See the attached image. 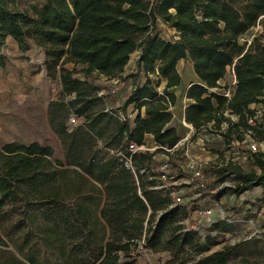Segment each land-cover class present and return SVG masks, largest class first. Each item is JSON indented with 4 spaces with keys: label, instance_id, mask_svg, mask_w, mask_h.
I'll return each mask as SVG.
<instances>
[{
    "label": "trees",
    "instance_id": "obj_1",
    "mask_svg": "<svg viewBox=\"0 0 264 264\" xmlns=\"http://www.w3.org/2000/svg\"><path fill=\"white\" fill-rule=\"evenodd\" d=\"M158 19L178 39L162 37ZM9 38L21 51L39 47L47 76L61 83L49 121L64 156L39 141L0 148V264H138L144 251L167 253L164 264H264V239L211 252L233 226L218 219L211 223L218 234L202 237L186 223L188 204H175L159 187L154 166L157 153L185 136L171 110L182 59L192 61L199 78L185 93L194 138L210 129L228 148L248 133L264 142V0H40L27 10L18 0H0V68ZM134 53L132 90L114 108L90 78L122 76ZM231 66L238 83L227 99L212 89L222 87ZM129 106L135 117L121 120ZM70 114L84 121L69 128ZM148 135L158 148L132 154L129 145L148 144ZM124 157H132V167ZM214 174L231 182L219 193L264 187V150L252 154L248 170L228 162Z\"/></svg>",
    "mask_w": 264,
    "mask_h": 264
},
{
    "label": "rangeland",
    "instance_id": "obj_2",
    "mask_svg": "<svg viewBox=\"0 0 264 264\" xmlns=\"http://www.w3.org/2000/svg\"><path fill=\"white\" fill-rule=\"evenodd\" d=\"M38 2L40 0H18V6L27 10L30 4ZM157 28L162 37L167 40L173 41L179 37L176 30L161 19L157 20ZM258 29H260L259 26L246 37H252ZM1 53L5 57L6 65L0 68V148L14 141L24 144L39 141L45 145H52L57 155L63 158L61 140L52 130L49 121L50 104L62 97V86L59 80L50 79L39 65V62L44 59L42 50L33 44L28 51H21L15 41L9 38L2 47ZM136 58L137 53H134L122 76L108 82L107 79H102L95 74L90 81L101 87L112 102L120 97H126L128 88L130 85L133 86L130 74L136 71ZM65 67L72 69L73 65L67 64ZM177 69L182 76V85L174 89L178 101L172 110L173 124L185 135L182 123V108L187 100L185 93L188 85L199 81V78L195 75L189 58L182 59ZM139 81H144L143 75L139 77ZM230 82L231 75L227 72L220 84L228 86ZM163 86L164 81L161 82L159 90H162ZM112 90H115V93H112ZM251 107L261 108L260 105H251ZM70 116L67 126L72 128ZM201 135L204 137V142H198L195 139L189 142L182 141L169 155L157 153L154 156L156 170L161 169L166 172L169 181L180 189L184 202L191 207L192 213L186 221L187 225L197 229L202 237L209 234L217 235L218 232H211V224L199 222L198 212L212 208L211 215L214 221L224 219L233 226L232 232L220 233L218 240L221 245L213 248L211 252L221 249L224 244H234L242 239H264V187H255L240 196L230 191L219 193L221 188L230 185L231 182H221L214 174L216 166L228 162L236 163L248 170L249 161L243 158L241 153L247 151L251 141L256 142V140L248 138L244 144L235 143L232 150H229L220 132L206 129ZM147 145L154 151L155 145L152 140L148 139ZM259 147L261 151L264 150V142ZM189 160L207 163L204 171L207 186L200 194L189 168ZM212 190L218 193H212ZM168 258L167 253L146 255L143 252L142 257H138V264H164Z\"/></svg>",
    "mask_w": 264,
    "mask_h": 264
},
{
    "label": "built area",
    "instance_id": "obj_3",
    "mask_svg": "<svg viewBox=\"0 0 264 264\" xmlns=\"http://www.w3.org/2000/svg\"><path fill=\"white\" fill-rule=\"evenodd\" d=\"M44 60H45V58L42 61L39 62V65L46 72L45 65H44ZM227 71L231 75V82H230V84L228 86H223V85L220 84L222 86L221 88H213L212 91H214V92L222 95L223 97H225L227 99H230L231 96L233 95V92L235 91L236 85L238 83V79L236 77V74H235V71L233 69V66L228 67ZM112 93H115V90H112ZM103 94H104V92H103V90H101L100 91V96L103 95ZM134 115H135V113L134 114H130L128 112H127V114H123L122 112L119 113V116H120V119L121 120H126V119L132 120L134 118ZM232 118L233 119H236V117H232ZM69 121H70L71 125L75 126V125L81 124L84 121V119L82 117H79V116L75 115V114H72L70 116ZM250 122H252V120H250ZM182 123H183L184 127L187 129V132H186L185 136L173 148H171V149H167L166 148V152L167 153H163V154L169 155L170 153L174 152L178 148L179 144L182 141L189 142V141L195 139L198 142L199 141L200 142L201 141L204 142V137H201V136H203V135H201L202 132L197 137L194 138V135L196 133V130L194 129V127L191 124L187 123L186 120H185V118H183ZM209 126L211 127L212 126V123ZM226 126H227L226 123H224L222 125V130H224L226 128ZM205 130L206 129H204L203 132ZM248 138H253V137L248 133V134H246V138H245L244 141H242V142L237 141L235 143H241V144L243 143L244 144ZM235 143H233L229 147V150L231 148H233V146H234ZM261 144H263V142L251 141L248 144L247 151L241 153V156L243 158L248 159V161H249V159L251 158V156H252L253 153L258 152V151H261L260 150V147H259V145H261ZM129 148H130V151L132 152V154L140 153V152H146V151H152L151 148H148V145L147 144L146 145H140L139 146L137 144L131 143L129 145ZM157 148H158L157 146H154V148H153L154 151ZM124 158H125V164H126V166L132 167V157H124ZM163 167H165V166H163ZM189 168H190V170H191V172L193 174V177L196 180V186H197L198 191H199L198 194H200V192L201 191H204V189L207 186V182H206L207 179H206L205 174H204V171L207 168V163L206 162H202V161H197V160H189ZM156 171L160 173L161 185L159 187L165 188V189H167L170 192L171 197H172L174 203L175 204H187V203L184 202V197L180 193V189L177 186H175L171 181H169L166 172L164 170H161V169L156 170ZM211 192L212 193H215V194L217 193L216 190H212ZM188 207H189V212H190V217H191L192 211H191V207L189 206V204H188ZM212 211H213L212 208H206L203 211H199L198 212L199 215H200L199 222L211 224L214 221L212 219L213 216L211 215ZM144 253L146 255H148L147 252L144 251Z\"/></svg>",
    "mask_w": 264,
    "mask_h": 264
},
{
    "label": "crops",
    "instance_id": "obj_4",
    "mask_svg": "<svg viewBox=\"0 0 264 264\" xmlns=\"http://www.w3.org/2000/svg\"><path fill=\"white\" fill-rule=\"evenodd\" d=\"M138 56H139V53H137V58H138ZM136 58V59H137ZM181 61V60H180ZM179 61V62H180ZM178 62V63H179ZM193 64V63H192ZM194 68V67H193ZM195 75H196V73H195ZM100 77H102V79H107V81L109 82L111 79H108L106 76H104V75H99ZM197 76V75H196ZM198 77V76H197ZM164 84H165V82H164ZM190 85H188V87H189ZM188 87H187V89H188ZM131 90H132V85H130V87L128 88V91H127V93L129 94L130 92H131ZM109 98L110 97H108V102H107V104H112V107H114V108H119V106L121 105V103L123 102V100H124V98H126V97H120L118 100H115L114 102H112L111 100H109ZM122 100V101H121ZM192 102V100H190V99H188L187 98V100H186V102H185V104H184V106H183V108H182V119L185 117V108L187 107V105L189 104V103H191ZM176 106V105H175ZM175 106H173L172 107V109L171 110H173V108H175ZM127 112L128 113H130V114H134L135 113V115H136V112H135V109H134V107L133 106H129L128 108H127ZM173 113V112H172ZM135 115H134V117H135ZM173 120H174V113H173ZM174 125V124H173ZM179 130V129H178ZM179 132L181 133V131L179 130ZM147 138L148 139H150V140H152V142H153V138H152V136L151 135H148L147 136Z\"/></svg>",
    "mask_w": 264,
    "mask_h": 264
}]
</instances>
